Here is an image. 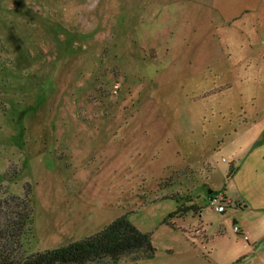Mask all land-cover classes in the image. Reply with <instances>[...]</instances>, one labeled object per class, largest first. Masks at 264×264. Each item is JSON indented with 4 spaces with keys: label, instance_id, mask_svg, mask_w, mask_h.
Returning <instances> with one entry per match:
<instances>
[{
    "label": "rangeland",
    "instance_id": "374dc122",
    "mask_svg": "<svg viewBox=\"0 0 264 264\" xmlns=\"http://www.w3.org/2000/svg\"><path fill=\"white\" fill-rule=\"evenodd\" d=\"M0 50L1 99L27 111V147L0 117V174L34 186L28 253L128 216L155 254L116 264L264 263V0H0ZM187 186L238 205L170 220Z\"/></svg>",
    "mask_w": 264,
    "mask_h": 264
},
{
    "label": "trees",
    "instance_id": "16d2710c",
    "mask_svg": "<svg viewBox=\"0 0 264 264\" xmlns=\"http://www.w3.org/2000/svg\"><path fill=\"white\" fill-rule=\"evenodd\" d=\"M72 43L70 42L71 51L63 47L64 42L56 44L58 48L64 49L66 52V59L68 56L73 55V49L75 52H78L80 49L71 46ZM4 52L5 50H0V61L4 58ZM99 58L100 55L98 59ZM69 59H72V57ZM6 60L9 61V58L7 57ZM2 78L3 76L0 75V79ZM114 81L115 80L109 81L105 83L104 86H110V89L113 90L118 85V81ZM30 87L32 90L36 91L34 82L30 81ZM6 93L7 87L0 84V117L8 113L10 108L14 110L16 117L9 118L10 122H14L17 128V133L14 138L16 141H20L18 142L20 145L27 147L25 133L27 130L25 126L27 125L25 122L27 111L22 108L16 110L15 105L11 103L9 99L2 100L1 97L5 98L6 95L9 96L14 94V96H16L15 93ZM32 95L35 94H31V92L28 93V96ZM45 103L46 101H44V98L39 99L37 96L30 99L28 108H33L30 112L35 113L34 115L39 117L38 112L44 108ZM18 133L20 135L19 138H17ZM10 162L11 161L8 163V167L0 174V264H116L124 257L137 260L140 259V256L145 258H152L154 256L155 249L151 243V235L141 232L128 216L117 218L95 235L75 243L43 252L28 253L26 251V244L33 234L34 210L32 196L34 186L31 183H24L22 192L18 193L16 190L11 191V188H14L12 183L16 184L20 176L19 173L17 174V171L11 170L9 171L10 173L8 172ZM231 169L232 168H230V170ZM205 170L211 171L212 168L208 166L205 167ZM185 171L186 174L184 178L186 182L183 184L189 181L197 182L196 174L203 172L201 169L195 170L190 168L185 169ZM6 190L8 195L5 197L3 192ZM209 191L211 190L206 188L204 194L200 192L195 194V191L187 186L182 192H175L171 198L177 201L183 197L181 200L186 201V204H180L170 212V220L177 218L185 220L191 212H194L193 216L197 217L199 211L205 208V205L200 204V201L203 200L205 204H208L209 197L212 195L209 194ZM14 192L17 193L14 194ZM212 193L215 194V191H212ZM13 204L15 206L14 208H12ZM236 204L237 203L233 201L229 207Z\"/></svg>",
    "mask_w": 264,
    "mask_h": 264
},
{
    "label": "crops",
    "instance_id": "0c3cea01",
    "mask_svg": "<svg viewBox=\"0 0 264 264\" xmlns=\"http://www.w3.org/2000/svg\"><path fill=\"white\" fill-rule=\"evenodd\" d=\"M240 144H241V141H240ZM246 144V142L243 144V146ZM260 145H262L261 144V142L259 143ZM242 146V147H243ZM241 147V148H242ZM260 147V146H259ZM241 148H238L237 150H235V152H233L234 153V155H233V158H232V161H231V163H230V168H232V169H234V166L237 164V160L239 159V154H240V150H241ZM223 160H225V159H223ZM226 161H227V159H226ZM232 169L230 170V171H232ZM230 171L227 173V176L229 177L230 176ZM246 182H247V184L248 185H250V184H253L254 183V181L253 180H246ZM226 195V194H225ZM226 197H227V199L229 200L230 198L228 197V195H226ZM236 199V196H235V198L234 199H230L232 202L233 201H236L235 200ZM231 202V203H232ZM235 203V202H234ZM238 205V204H237ZM232 208H236V205H234V206H232ZM203 210L204 209H202V210H200L199 211V214H198V216L197 217H201V215H202V212H203ZM196 217V216H195ZM239 228L241 229V231H242V233L243 234H245V229H243L242 227H240L239 226ZM200 233H201V235L203 234H205V229H204V231L202 230V229H200ZM249 235V234H248ZM247 235V236H248ZM240 236H243V235H240ZM248 239H249V237H248ZM249 241V240H248ZM253 245H255V243H253ZM240 253H242V251H240L239 252V254ZM240 258L237 260V261H235V262H232V264H264L263 262L261 263L260 261H257L258 260V258L257 259H248V257L247 256H239Z\"/></svg>",
    "mask_w": 264,
    "mask_h": 264
},
{
    "label": "built area",
    "instance_id": "2783aa9c",
    "mask_svg": "<svg viewBox=\"0 0 264 264\" xmlns=\"http://www.w3.org/2000/svg\"><path fill=\"white\" fill-rule=\"evenodd\" d=\"M209 207L218 213L226 212L227 208L231 204L223 193H215L209 197L208 200ZM235 233L245 236L246 240H248V236L243 234L239 227H234Z\"/></svg>",
    "mask_w": 264,
    "mask_h": 264
},
{
    "label": "water",
    "instance_id": "95a60500",
    "mask_svg": "<svg viewBox=\"0 0 264 264\" xmlns=\"http://www.w3.org/2000/svg\"><path fill=\"white\" fill-rule=\"evenodd\" d=\"M209 193H211V191H209Z\"/></svg>",
    "mask_w": 264,
    "mask_h": 264
}]
</instances>
